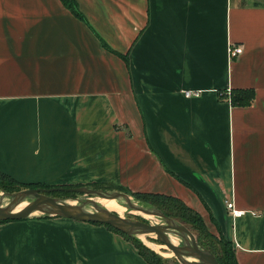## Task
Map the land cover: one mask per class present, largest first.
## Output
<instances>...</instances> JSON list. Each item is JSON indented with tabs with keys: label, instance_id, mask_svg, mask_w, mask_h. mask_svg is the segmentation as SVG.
<instances>
[{
	"label": "crops",
	"instance_id": "0c3cea01",
	"mask_svg": "<svg viewBox=\"0 0 264 264\" xmlns=\"http://www.w3.org/2000/svg\"><path fill=\"white\" fill-rule=\"evenodd\" d=\"M76 1L84 19L0 0V170L175 195L264 264V0ZM0 264L150 263L103 223L38 214L0 222Z\"/></svg>",
	"mask_w": 264,
	"mask_h": 264
},
{
	"label": "water",
	"instance_id": "95a60500",
	"mask_svg": "<svg viewBox=\"0 0 264 264\" xmlns=\"http://www.w3.org/2000/svg\"><path fill=\"white\" fill-rule=\"evenodd\" d=\"M60 189L79 191L89 195L83 201L94 204L95 209H86L82 201L71 204L66 199L51 194V192ZM4 196H7L8 200L2 204L1 199ZM93 196L113 197L118 203L126 205L129 209H138L146 213L152 212L154 215L160 216L162 221L148 222L138 217L120 216L114 210L99 204ZM23 200L29 201V204L15 210L16 205ZM36 210H40L45 214L62 215L73 219L109 223L121 232L123 231L131 236H136L137 233L154 232L156 238L169 247L183 264H221L209 248L196 240L194 232L183 221L166 215L156 205L142 201L135 202L121 189L104 190L84 184H75V186L60 184L24 187L11 192H3L0 196V221L28 217ZM170 232L177 233L180 236L178 244L172 242Z\"/></svg>",
	"mask_w": 264,
	"mask_h": 264
},
{
	"label": "trees",
	"instance_id": "16d2710c",
	"mask_svg": "<svg viewBox=\"0 0 264 264\" xmlns=\"http://www.w3.org/2000/svg\"><path fill=\"white\" fill-rule=\"evenodd\" d=\"M62 1L64 2L67 8H70L73 11L75 15L79 16L81 19H84V15L80 7H78L76 0H62ZM103 44L109 50L113 52H117L118 54L122 55L126 61H128V54H123L121 52L119 53L118 51L112 49L104 40H103ZM230 93H231L230 100L234 104H238V103L249 104L253 100L255 94L253 88L251 87L232 88L230 90ZM7 179L9 181H6ZM0 182L4 184L6 187H8L10 189V192L15 191L16 189L30 187V186L52 185L49 183H42V182H29V183L21 182L17 180L15 177L13 178L12 176H10L9 174H7L2 170H0ZM75 184H84L87 186H93L101 189L109 188V189H118V190L121 189V190L129 191L135 196L137 195L138 197H140L143 200V201L141 200L142 202L156 205L166 215L168 214L181 222L183 221L189 227L190 230L192 231L194 230L193 232L196 236V240L202 245H205L207 248H209L215 254L217 260H219L221 264H238V260L235 257L234 244H232V241L229 238L228 239L226 238L214 216H212L211 219L216 225V231L210 230L206 225L202 215H200L199 211L194 209L192 206H190L182 198L180 199L175 195L169 193L165 194L156 191H151V192L137 191V190L132 191L126 187L111 182L104 183V182L92 181L90 183H75ZM75 184H62V185L75 186ZM60 190H66V189H60ZM66 191H70V190H66ZM105 225L119 233H123L127 238L131 239L135 247L139 249V252L143 255V257L146 259L147 262H149L150 264H162V262H160V258H156L153 251L149 247L144 245L142 242H140L138 238L136 239L134 236H131L123 231L121 232L120 230H118L109 223H106Z\"/></svg>",
	"mask_w": 264,
	"mask_h": 264
},
{
	"label": "rangeland",
	"instance_id": "374dc122",
	"mask_svg": "<svg viewBox=\"0 0 264 264\" xmlns=\"http://www.w3.org/2000/svg\"><path fill=\"white\" fill-rule=\"evenodd\" d=\"M6 181H9V180L7 179ZM105 189H109V188H105ZM6 191H10V189L0 182V192L3 194V192H6ZM124 191L135 202H141L142 199L140 197H138L137 195L135 196L134 194H132L131 192L126 191V190H124ZM51 194L56 195L59 198L61 197L62 199L73 198L75 200V203L82 201L83 202L82 204H84V207L86 209H88V210L95 209L94 204H92V203L90 204L87 201H83V200H85V198H88L89 195L84 194L82 192H79V191L71 192V191H66V190H60V191L51 192ZM0 196H1V194H0ZM95 197H97V196H93V198H95ZM1 200H2V202H5L6 200H8V197L4 196ZM38 214L46 215L45 213L38 211V210L31 213V215H38ZM124 215L128 216V217H132V218L138 217V218H141V219H144V220L150 222L149 220H147L144 217H141L140 215H137V214L133 215L130 213L127 214L126 211L124 212ZM152 217H153V219H155L152 222H156V221L161 222L162 221V218L160 216L153 215ZM214 231H216V230H214ZM141 234H144L143 237L145 238L146 241L142 239ZM134 237L136 239L138 238V240L140 242H142L144 245L149 247L153 251L155 257L160 258V262H162V264H183L181 261H179L177 259V257L174 255L173 251L169 247H167L164 243L160 242L156 238V234L154 232H152V233H137V235ZM179 242H180V236L177 234L176 243L178 244Z\"/></svg>",
	"mask_w": 264,
	"mask_h": 264
},
{
	"label": "bare ground",
	"instance_id": "6f19581e",
	"mask_svg": "<svg viewBox=\"0 0 264 264\" xmlns=\"http://www.w3.org/2000/svg\"><path fill=\"white\" fill-rule=\"evenodd\" d=\"M0 194H2L0 192ZM84 198V197H83ZM86 199V198H85ZM95 200L101 204L102 206H105V207H108L109 209L111 210H114L118 215H122L124 216V212L126 211L127 214L130 213V214H137V215H140L141 217H144L146 218L147 220H149L150 222L154 221L155 219H153V213H146V212H142L138 209H128L126 205L124 204H120L118 203L113 197H101V196H97L95 197ZM67 202L71 203V204H74L75 203V200L73 198H67L66 199ZM1 203L3 204L2 200H1ZM29 204V201L27 200H23L21 202H19L16 207H15V210L16 209H19L21 207H23L24 205H27ZM37 211V210H36ZM40 211V210H38ZM42 212V211H41ZM157 222V221H156ZM142 236V239L145 240V238L143 237L144 234H141ZM176 236H177V233H173V232H170V238L172 240L173 243H176ZM146 241V240H145Z\"/></svg>",
	"mask_w": 264,
	"mask_h": 264
},
{
	"label": "built area",
	"instance_id": "2783aa9c",
	"mask_svg": "<svg viewBox=\"0 0 264 264\" xmlns=\"http://www.w3.org/2000/svg\"><path fill=\"white\" fill-rule=\"evenodd\" d=\"M243 50V47L240 44H236V45H231L230 46V55L235 56L237 55V53L241 52ZM184 94L188 97L193 96V95H198V90L197 89H184L183 90ZM227 205L229 208V211L234 214V215H239L242 214L243 209H238L236 208L231 200L227 201Z\"/></svg>",
	"mask_w": 264,
	"mask_h": 264
}]
</instances>
